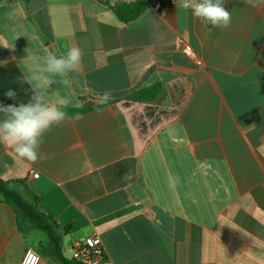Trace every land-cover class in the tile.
Wrapping results in <instances>:
<instances>
[{
	"label": "crops",
	"instance_id": "crops-1",
	"mask_svg": "<svg viewBox=\"0 0 264 264\" xmlns=\"http://www.w3.org/2000/svg\"><path fill=\"white\" fill-rule=\"evenodd\" d=\"M113 2H0V103L28 101L19 79L47 54L83 53L48 92L80 107L64 109L35 163L0 143V179L38 197L68 259L73 241L97 235L113 264H264V0H226L227 28L181 0H149L123 23ZM104 91L113 98L100 104ZM138 92L147 100L127 98ZM16 221L0 195V264L47 241Z\"/></svg>",
	"mask_w": 264,
	"mask_h": 264
},
{
	"label": "clouds",
	"instance_id": "clouds-1",
	"mask_svg": "<svg viewBox=\"0 0 264 264\" xmlns=\"http://www.w3.org/2000/svg\"><path fill=\"white\" fill-rule=\"evenodd\" d=\"M225 3L226 0H181L180 6L213 27L227 28L232 23V14ZM82 55L77 47H70L60 56L47 54L41 64L22 74L19 79L20 84L29 86L31 94L28 101L7 105L0 103V143L9 145L19 158L37 162L41 158L44 134L67 118L65 108L69 105L80 107L78 101L73 104L70 95L57 96L53 102L48 92L53 84L69 83L66 78L69 73L78 70ZM56 77L61 79L57 81ZM5 96L15 100L17 92L9 89ZM112 98L111 91H104L97 94L96 100L100 104H107ZM178 182L179 178L176 177L174 183Z\"/></svg>",
	"mask_w": 264,
	"mask_h": 264
},
{
	"label": "trees",
	"instance_id": "trees-1",
	"mask_svg": "<svg viewBox=\"0 0 264 264\" xmlns=\"http://www.w3.org/2000/svg\"><path fill=\"white\" fill-rule=\"evenodd\" d=\"M11 1L0 0V2L7 3ZM109 7L119 21L127 23L138 18L149 7V0H114L113 4H110ZM206 25L212 27L210 24L206 23ZM159 91L157 89L154 96H157ZM127 98L138 101L147 100L142 92L130 95ZM14 182L0 179V195L3 203L16 211V226L18 230L24 232L25 229H36L46 236L47 241L42 244L39 250L41 256L49 257L59 264H79L63 256L59 244L60 236L57 232L58 226L50 214L41 210L38 197L31 195L29 199L23 198L10 187V184ZM67 230V227L64 228V231Z\"/></svg>",
	"mask_w": 264,
	"mask_h": 264
},
{
	"label": "built area",
	"instance_id": "built-area-1",
	"mask_svg": "<svg viewBox=\"0 0 264 264\" xmlns=\"http://www.w3.org/2000/svg\"><path fill=\"white\" fill-rule=\"evenodd\" d=\"M177 0H166L169 4H174ZM37 177V173H32ZM70 259L79 264H113L110 260L104 245L97 235H89L80 240L71 243ZM40 256L32 248L28 247L19 262V264H39Z\"/></svg>",
	"mask_w": 264,
	"mask_h": 264
},
{
	"label": "rangeland",
	"instance_id": "rangeland-1",
	"mask_svg": "<svg viewBox=\"0 0 264 264\" xmlns=\"http://www.w3.org/2000/svg\"><path fill=\"white\" fill-rule=\"evenodd\" d=\"M42 257L44 258V261L47 260V257L46 256L42 255Z\"/></svg>",
	"mask_w": 264,
	"mask_h": 264
}]
</instances>
